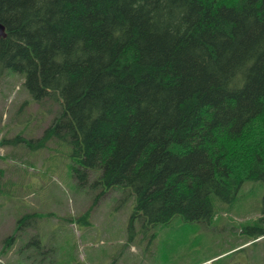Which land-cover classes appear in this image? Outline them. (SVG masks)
<instances>
[{
    "label": "trees",
    "instance_id": "16d2710c",
    "mask_svg": "<svg viewBox=\"0 0 264 264\" xmlns=\"http://www.w3.org/2000/svg\"><path fill=\"white\" fill-rule=\"evenodd\" d=\"M0 23V78L62 106L38 139L0 146L68 143L93 205L124 188L130 221L203 222L212 195L264 181V0H0Z\"/></svg>",
    "mask_w": 264,
    "mask_h": 264
},
{
    "label": "rangeland",
    "instance_id": "374dc122",
    "mask_svg": "<svg viewBox=\"0 0 264 264\" xmlns=\"http://www.w3.org/2000/svg\"><path fill=\"white\" fill-rule=\"evenodd\" d=\"M23 82L15 72L0 78V139L34 141L62 110L53 97L33 99ZM69 151L56 138L0 146V264H264V235L252 238L264 181H245L232 202L212 195L209 221L145 224L130 221L128 189L112 187L93 205L101 188L75 181Z\"/></svg>",
    "mask_w": 264,
    "mask_h": 264
},
{
    "label": "water",
    "instance_id": "95a60500",
    "mask_svg": "<svg viewBox=\"0 0 264 264\" xmlns=\"http://www.w3.org/2000/svg\"><path fill=\"white\" fill-rule=\"evenodd\" d=\"M5 34H6L5 33V26L2 23H0V38L5 36Z\"/></svg>",
    "mask_w": 264,
    "mask_h": 264
}]
</instances>
